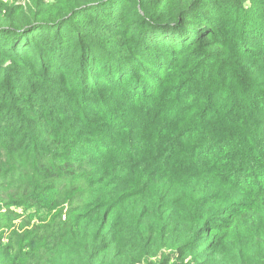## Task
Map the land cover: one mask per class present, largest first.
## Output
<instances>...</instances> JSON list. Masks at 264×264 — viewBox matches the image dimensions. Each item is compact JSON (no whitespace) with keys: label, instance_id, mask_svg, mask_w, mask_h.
<instances>
[{"label":"trees","instance_id":"obj_1","mask_svg":"<svg viewBox=\"0 0 264 264\" xmlns=\"http://www.w3.org/2000/svg\"><path fill=\"white\" fill-rule=\"evenodd\" d=\"M0 264H264V0H0Z\"/></svg>","mask_w":264,"mask_h":264}]
</instances>
